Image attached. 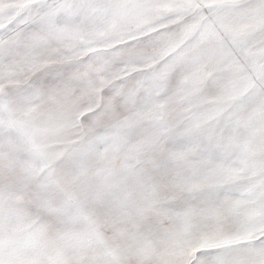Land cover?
Masks as SVG:
<instances>
[{
	"label": "snow or ice",
	"instance_id": "6c2138e0",
	"mask_svg": "<svg viewBox=\"0 0 264 264\" xmlns=\"http://www.w3.org/2000/svg\"><path fill=\"white\" fill-rule=\"evenodd\" d=\"M0 264H264V0H0Z\"/></svg>",
	"mask_w": 264,
	"mask_h": 264
}]
</instances>
